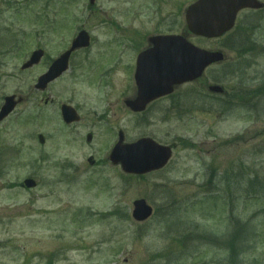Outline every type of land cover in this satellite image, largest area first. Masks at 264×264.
<instances>
[{
    "label": "rangeland",
    "instance_id": "1",
    "mask_svg": "<svg viewBox=\"0 0 264 264\" xmlns=\"http://www.w3.org/2000/svg\"><path fill=\"white\" fill-rule=\"evenodd\" d=\"M190 1L159 0L153 14L151 0H96L93 6L87 0H2L0 53L16 49L0 57V72L10 75L0 91L27 100L0 126V264H264V13L250 24L243 22L248 13L240 14L236 27L217 40L188 33L198 46L224 51L225 63L139 115L123 105L135 93L129 68L145 38L187 32L183 9ZM69 29H84L90 46L72 57V74L50 88L52 97L71 99L81 114L67 127L55 102L45 104L33 92L42 68L18 70L34 46L50 56L65 46ZM121 46L120 61L110 65ZM103 64L112 70L99 90L91 78ZM208 85L228 96L211 94ZM103 108L102 120L126 142L150 137L171 146L167 165L136 176L98 164L113 139L95 120ZM26 177L37 180V193H53L31 199ZM139 198L153 207L144 222L130 214ZM56 247L60 256L58 249L49 253Z\"/></svg>",
    "mask_w": 264,
    "mask_h": 264
},
{
    "label": "water",
    "instance_id": "2",
    "mask_svg": "<svg viewBox=\"0 0 264 264\" xmlns=\"http://www.w3.org/2000/svg\"><path fill=\"white\" fill-rule=\"evenodd\" d=\"M245 6H251V1L198 0L188 7L185 21L195 34L216 36L232 25L236 12ZM85 36L82 32L78 38L84 39ZM161 44L154 53L146 54L138 63L134 75L138 96L129 107L133 111L142 110L154 96L168 93L170 84L194 78L208 64L221 59L218 53L195 51L175 38H165ZM210 89L218 93L221 91L217 86H212ZM160 148H154L146 141H137L122 147L117 145L116 149L120 154L116 153V155L124 163L125 170L142 172L165 163L169 150ZM134 206L131 214L136 220H143L151 213V209L145 206L142 200L134 202Z\"/></svg>",
    "mask_w": 264,
    "mask_h": 264
},
{
    "label": "flooded vegetation",
    "instance_id": "3",
    "mask_svg": "<svg viewBox=\"0 0 264 264\" xmlns=\"http://www.w3.org/2000/svg\"><path fill=\"white\" fill-rule=\"evenodd\" d=\"M261 2H263V8L262 9H258V10H253V9H249V8H247V9H243V10H241V11H239V13L237 14V17H236V21H235V23L237 24V22L240 20V14H243L244 12H246V13H248V17H249V15L250 14H255V13H260L261 11H264V0H260ZM2 7V5L0 4V8ZM244 18H245V20H243V22L245 23V22H247L248 21V23L251 21V22H253L254 21V18H252V19H249L248 17H246V16H243ZM250 24V23H249ZM145 40L147 41V37L145 38ZM69 44H70V41H69ZM146 46H147V44L145 45V46H142L139 50H138V52H140V51H142V50H145L146 49ZM67 47H69V45H67V46H65V47H60V49H59V51L57 52V56H59L62 52H64L66 49H67ZM8 53V52H7ZM7 53L5 54V52H3V53H0V57H7L6 55H7ZM75 53V51L74 52H72L71 54H70V56H69V58H68V63H67V67L68 68H66L67 70H68V72L70 71V73H71V70H72V68H73V66H74V61H72V57H74V54ZM56 56V57H57ZM41 61V60H40ZM52 61H50L47 65H46V67L43 69V71L42 72H44L45 71V69H47V67L50 65V63H51ZM40 65V62L38 63V64H36V65H34V66H32L31 68H29V69H25V70H20V71H22V72H28L29 70H31V69H34V68H37L38 66ZM66 70V71H67ZM41 72V73H42ZM3 76H10L9 74H8V72L6 71L5 72V74H3L2 72H0V83H1V80L3 79ZM62 74L60 75V77H58V78H56L53 82H57V81H61V79H62ZM52 83H50L48 86H47V88L51 85ZM47 88L46 89H44V90H41V91H39V90H36V91H34V92H36L38 95H40V97L41 96H43V94L46 92L45 90H47ZM8 96H15V98H17L16 97V95H15V93H13V92H10V93H1V91H0V108H1V106H2V104H3V102H4V100L8 97ZM21 98V97H20ZM20 98H18L19 99V102L21 101V99ZM27 98V97H26ZM47 101H45V103H46ZM67 103V104H72V100H68V99H65V100H62V101H60L59 103H57V106H58V110H60V107H61V104H63V103ZM105 111H106V109L105 108H103L101 111H100V113H98L97 114V116H103L104 115V113H105ZM11 113V112H10ZM92 115H93V113H91ZM11 114H9L8 113V115H6L4 118H2L1 119V121H0V124L1 123H3L9 116H10ZM96 122H100L101 120H102V117H97L96 119ZM74 124V123H73ZM69 125V124H68ZM70 125H72V124H70ZM58 166V165H57ZM61 166V165H60ZM35 188H37L36 187V185H35V187L34 188H32V189H29V190H34ZM53 192H52V190H49V193H46V191H44L43 193H42V196L43 197H45V198H47L48 196H50L51 194H52ZM57 234H61L60 232L59 233H57ZM59 245H62V244H59ZM58 245V246H59ZM65 244H63V246H64ZM60 247H56V248H54V249H49V253H51V252H54L55 250H57L58 249V251H59V256H60V252H61V250L62 249H59ZM26 264H35V263H33L32 261H31V259H28V260H26Z\"/></svg>",
    "mask_w": 264,
    "mask_h": 264
}]
</instances>
